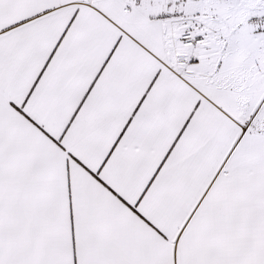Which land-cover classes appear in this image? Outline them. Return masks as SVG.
Returning <instances> with one entry per match:
<instances>
[{"label":"snow or ice","instance_id":"6c2138e0","mask_svg":"<svg viewBox=\"0 0 264 264\" xmlns=\"http://www.w3.org/2000/svg\"><path fill=\"white\" fill-rule=\"evenodd\" d=\"M0 264H264V0H0Z\"/></svg>","mask_w":264,"mask_h":264}]
</instances>
